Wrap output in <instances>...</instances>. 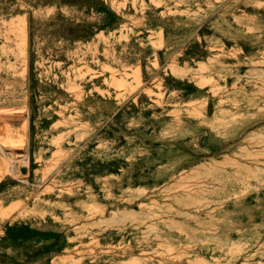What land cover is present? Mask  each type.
I'll return each mask as SVG.
<instances>
[{"label":"rangeland","instance_id":"obj_1","mask_svg":"<svg viewBox=\"0 0 264 264\" xmlns=\"http://www.w3.org/2000/svg\"><path fill=\"white\" fill-rule=\"evenodd\" d=\"M0 264H264V0H0Z\"/></svg>","mask_w":264,"mask_h":264},{"label":"water","instance_id":"obj_2","mask_svg":"<svg viewBox=\"0 0 264 264\" xmlns=\"http://www.w3.org/2000/svg\"><path fill=\"white\" fill-rule=\"evenodd\" d=\"M21 171H22L23 173H26V172H27V167H26V166L21 167Z\"/></svg>","mask_w":264,"mask_h":264},{"label":"bare ground","instance_id":"obj_3","mask_svg":"<svg viewBox=\"0 0 264 264\" xmlns=\"http://www.w3.org/2000/svg\"><path fill=\"white\" fill-rule=\"evenodd\" d=\"M14 168H15V165H14V163H12V164H11V169L14 170Z\"/></svg>","mask_w":264,"mask_h":264},{"label":"built area","instance_id":"obj_4","mask_svg":"<svg viewBox=\"0 0 264 264\" xmlns=\"http://www.w3.org/2000/svg\"><path fill=\"white\" fill-rule=\"evenodd\" d=\"M14 171H15V169H14Z\"/></svg>","mask_w":264,"mask_h":264}]
</instances>
